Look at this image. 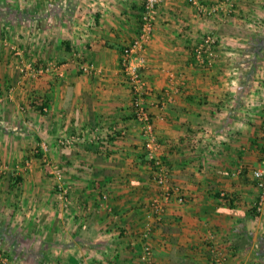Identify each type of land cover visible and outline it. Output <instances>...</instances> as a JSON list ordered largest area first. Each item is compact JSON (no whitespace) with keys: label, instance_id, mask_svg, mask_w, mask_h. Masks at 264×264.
<instances>
[{"label":"crops","instance_id":"obj_1","mask_svg":"<svg viewBox=\"0 0 264 264\" xmlns=\"http://www.w3.org/2000/svg\"><path fill=\"white\" fill-rule=\"evenodd\" d=\"M196 1L163 0L129 60L157 154L186 198L147 220L162 188L121 67L142 0H0L7 264H139L144 232L153 264H264L252 178L264 155V0ZM207 36L216 45L201 65L194 50Z\"/></svg>","mask_w":264,"mask_h":264},{"label":"built area","instance_id":"obj_2","mask_svg":"<svg viewBox=\"0 0 264 264\" xmlns=\"http://www.w3.org/2000/svg\"><path fill=\"white\" fill-rule=\"evenodd\" d=\"M189 4L197 5L196 0H186ZM143 9L140 18V28L137 36L133 41L124 48L123 50V59L121 61V67L127 74V79L130 81L133 86V95L134 100L132 103V116L134 120L141 127V135L143 137L144 143V153L145 159L148 162V166L153 174V181L162 188L161 195L158 199H155L149 205V210L146 215L147 220L157 219L160 220L164 214L163 203L168 202L172 197L175 196V190L169 183L168 170L163 165L160 157L157 154V150L160 146V143L154 133L153 124L150 115L145 110L141 104L142 99V89L139 86L140 77L139 72L135 67H129L130 57L142 51L150 37L154 23L157 18V12L163 0H142ZM216 45V39L212 36H207L201 40L200 44L194 50L195 61L204 65L206 63V58L208 55H211L214 46ZM142 62V59H139ZM89 68H83L84 71H87ZM47 70V69H45ZM44 71V70H41ZM261 138L264 141V131L261 134ZM73 144V141L67 140L61 142V145L64 147H69ZM0 173L2 170L0 169ZM55 177L58 181H61V175L58 172H55ZM252 178L257 189V199L253 204V211L255 215H261L264 213V155L262 156L259 167L252 171ZM61 193H64V189L61 188ZM221 197H225V194H221ZM175 200L178 204H184L186 198L180 194L175 196ZM147 230V229H146ZM148 234L144 232L142 234V243L141 252L138 257L139 264H153V249L150 245L147 244ZM8 258L3 253H0V264H7ZM213 264H222L220 259H215Z\"/></svg>","mask_w":264,"mask_h":264},{"label":"trees","instance_id":"obj_3","mask_svg":"<svg viewBox=\"0 0 264 264\" xmlns=\"http://www.w3.org/2000/svg\"><path fill=\"white\" fill-rule=\"evenodd\" d=\"M148 163V162H147Z\"/></svg>","mask_w":264,"mask_h":264}]
</instances>
